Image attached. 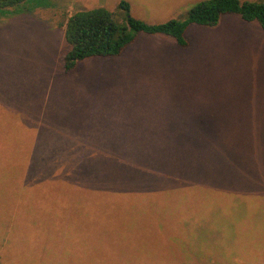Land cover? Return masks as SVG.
<instances>
[{
  "label": "rangeland",
  "instance_id": "374dc122",
  "mask_svg": "<svg viewBox=\"0 0 264 264\" xmlns=\"http://www.w3.org/2000/svg\"><path fill=\"white\" fill-rule=\"evenodd\" d=\"M201 1L26 0L0 9V264H264L256 20L226 13L214 26L192 24L185 45L141 32L118 55L64 69L62 23L77 10L104 7L124 26V2L133 18L158 24ZM178 139L194 141L181 146L208 163H159L169 152L158 141ZM56 155L77 168V156H93L88 179L67 182L62 158H44Z\"/></svg>",
  "mask_w": 264,
  "mask_h": 264
},
{
  "label": "trees",
  "instance_id": "16d2710c",
  "mask_svg": "<svg viewBox=\"0 0 264 264\" xmlns=\"http://www.w3.org/2000/svg\"><path fill=\"white\" fill-rule=\"evenodd\" d=\"M26 0H0V9H13L22 6ZM126 10V25L120 26L112 17V13L104 7H96L93 9H80L68 15L65 22L62 23L64 30V38L68 44V49L63 56L64 69L69 71L73 69L80 60L91 56H107L118 55L126 45L133 42L136 36L141 33H160L171 36L179 45H185V30L192 24L214 26L218 23L223 14H238L245 21L256 20L264 30V0L260 2L239 0H204L191 7L185 18L182 20L170 19L166 22L158 24H147L142 20L133 18L127 11L126 3H121ZM189 141L178 139L173 145L169 146L168 140H159L157 150L159 153H167L166 161L159 163L172 167L174 165H190L197 167L199 164L208 163L207 155L198 154L196 162L194 157L188 154V149L181 145L188 144ZM194 141L189 143L193 144ZM181 148V149H180ZM196 155V154H195ZM63 156V155H62ZM62 156H44L48 160L58 164L57 161L62 158L63 162L60 166L62 177L69 181L87 180V170L90 164L95 161L91 159L93 156L80 155L79 160L83 165L77 168L75 164H71L68 155ZM178 158V159H175ZM174 159V161H173ZM68 161V162H67ZM100 162V160L98 161ZM102 163V161H101ZM172 163V164H171ZM122 164V163H121ZM157 164V163H156ZM71 167L76 169H68ZM74 166V167H73ZM114 167L117 169L118 160ZM162 168V166H158ZM116 171L110 176L116 175ZM113 178V177H112ZM40 179H48L44 175ZM120 180L119 176L111 181V187L116 181Z\"/></svg>",
  "mask_w": 264,
  "mask_h": 264
}]
</instances>
